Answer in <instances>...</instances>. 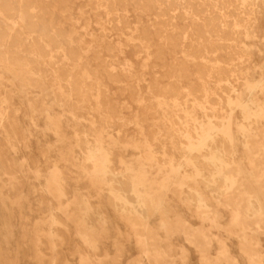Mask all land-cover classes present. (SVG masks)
Returning <instances> with one entry per match:
<instances>
[{"label":"rangeland","instance_id":"rangeland-1","mask_svg":"<svg viewBox=\"0 0 264 264\" xmlns=\"http://www.w3.org/2000/svg\"><path fill=\"white\" fill-rule=\"evenodd\" d=\"M68 1L63 16L48 4L63 33L56 61L72 69L70 53L80 58L87 99L73 95L55 68L37 64L21 47L13 50L7 38L0 42V264H264V117L252 121L244 143L239 126L249 92L264 108V0L239 21L251 61L233 92L228 120L217 117L209 99L192 95L212 90L194 64L180 83L185 100L174 106L161 97L174 80L147 61L138 33L153 24L148 10L117 4L120 18L113 24L92 5L101 0ZM209 2L221 9L219 0ZM172 3L179 11L185 6L184 0ZM149 31L154 50L158 39ZM190 117L199 125L226 124L231 147L218 169L228 179L222 193L200 187L196 169L183 161L180 134ZM102 163L122 174L117 181L128 191L134 182L142 185L141 211L111 204ZM51 176L59 191L50 189Z\"/></svg>","mask_w":264,"mask_h":264},{"label":"bare ground","instance_id":"bare-ground-1","mask_svg":"<svg viewBox=\"0 0 264 264\" xmlns=\"http://www.w3.org/2000/svg\"><path fill=\"white\" fill-rule=\"evenodd\" d=\"M51 1L54 3L53 9L62 16L69 11L68 0H0V42L4 40L3 38H7L8 44L13 50L21 47L23 51L28 52L34 58L33 61H36L37 64H46L55 68L66 79V87L71 90L73 95L87 99L90 94L89 85L83 83L85 81L81 80L78 73L80 58L74 53H70L71 59L74 61L72 69L69 66L63 67L57 64L56 60L61 52L57 35H60L62 31L60 33L54 27L53 10L48 6ZM262 1L219 0L221 9H218L217 5H212L209 0H184L185 6L180 11L172 3V0H101L97 3L93 2L92 5L95 8H103L113 24H118L120 18L116 12L117 4L132 3L136 7L148 10L153 15V24L147 26V28L142 27L141 34L138 33L140 40L144 42L143 46L147 54V61L152 58L156 64H159L158 66L162 67L164 73L174 80L163 88L160 94L161 97L174 106H178L179 103L184 101L186 94L183 93L180 83L186 73L187 66L194 64L199 73L212 84V90L209 92L192 90V95L209 99V108L215 109L217 117L228 120L231 116L230 111L234 106L233 92L239 82L244 80L245 65L251 61L250 52L243 43L245 33L240 27L239 21L245 12L254 13L253 8ZM97 14L100 16V13ZM181 21L184 22V25L180 28ZM187 21L191 22L190 26H186ZM39 26L42 27V35L36 33ZM104 27L106 26L104 25ZM149 27L155 31V37L158 39V44L154 45V50L149 47L152 44V33L149 31ZM10 46H8L9 50ZM177 50L182 53L181 59L177 57ZM14 54L17 55L18 53ZM167 55L171 58L170 63L167 61ZM17 59L20 60L21 58ZM7 62H11V60ZM20 63L19 65L22 68L24 64ZM25 67L27 69L28 66ZM260 86L264 88L263 84ZM248 96V103L240 106L239 126L243 143L251 136L253 128L250 127V124L252 121L264 117V108L257 107L255 101L251 98L250 92ZM224 125L226 124L217 125L209 120L207 123L199 125L196 117H190L186 126L181 129L180 134L181 145L185 150L183 161L190 163L196 169L193 180L212 195L224 192L228 185V179L224 178L218 170L226 164L225 152L231 147L230 138ZM101 167L102 173L110 179L112 184L111 204L117 208L124 203L132 213L141 211L143 199L140 198L139 194L142 192V185L134 182L133 188L128 191L123 182L117 181L118 177L122 178L121 173L116 174L106 163H102ZM208 168H211L209 172H207ZM127 171L129 169L126 168ZM49 184L53 186V188L50 187L51 190L59 191L55 176H51ZM187 193L196 205L201 203L200 197L193 191L189 190ZM87 209L88 207L85 204L82 213L85 227H88L90 223Z\"/></svg>","mask_w":264,"mask_h":264}]
</instances>
